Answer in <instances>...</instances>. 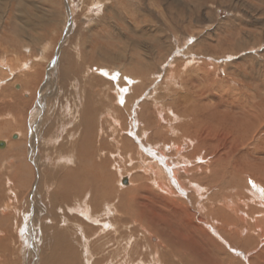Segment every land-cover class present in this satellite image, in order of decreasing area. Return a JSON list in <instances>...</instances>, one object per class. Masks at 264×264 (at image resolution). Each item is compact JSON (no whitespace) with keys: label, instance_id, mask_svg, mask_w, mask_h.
Here are the masks:
<instances>
[{"label":"rangeland","instance_id":"rangeland-1","mask_svg":"<svg viewBox=\"0 0 264 264\" xmlns=\"http://www.w3.org/2000/svg\"><path fill=\"white\" fill-rule=\"evenodd\" d=\"M38 1L0 0V141L7 143L0 149V254L1 248L10 251L8 264H44L54 245V232L45 227L52 224L74 232L81 226L92 238L101 227L90 214L115 224L123 199L145 183L161 194L174 192L199 216L210 209L213 218L264 209V198L250 199L251 188L240 189L238 181L242 172H252L264 185V119L258 146L236 143L233 122L241 110L219 106L243 96L264 110V0H58L64 3L62 24L56 10L51 19L59 26L45 25L40 15L48 11ZM7 102L12 112L4 108ZM88 119L94 146L103 148L111 167L103 179L112 190L106 198L91 193L96 184L91 179L86 190L65 196L62 191L67 173L80 169L78 146ZM18 139L22 146L11 144ZM201 140L208 146H200ZM63 142L68 146L62 152ZM217 156L222 159L210 166ZM125 178L128 185L122 184ZM111 203L118 212L109 219ZM106 233L92 243L117 238L113 230ZM148 234L141 229L134 234L142 252ZM121 241L117 246L125 247ZM225 246L243 264L254 247Z\"/></svg>","mask_w":264,"mask_h":264},{"label":"bare ground","instance_id":"bare-ground-1","mask_svg":"<svg viewBox=\"0 0 264 264\" xmlns=\"http://www.w3.org/2000/svg\"><path fill=\"white\" fill-rule=\"evenodd\" d=\"M101 70L105 75H108L109 77H113V75H114L113 74L114 72L111 73L105 69H101ZM130 78L129 77L127 78L128 83H131L133 81ZM120 91L124 92V87H120ZM187 93H188V91H187ZM197 93H199V92H197ZM119 96H120V93H119ZM124 97L125 98H123V99L125 100V103H126L128 101L127 99L129 97V95L126 93V96H124ZM242 97L238 99L239 100V101H237L238 103L233 102L234 104L233 103L229 104L228 101L226 100L224 103L222 102L223 104L221 103L222 105L219 104V106L220 107L224 106L227 109L229 106V108L232 109L233 111H235L237 109L241 110L242 114L240 115V117L242 119L240 117L239 118L235 117V121L233 122L235 129L239 130L236 132L235 135L232 132V134L235 137L234 140L237 141L236 143L240 142V143L244 144V142L247 143V142L251 141V142H254L253 143L254 145L258 146L257 144L260 143L259 137L262 135L260 133H257V131L260 128H263L262 127V119H264V110H260V106L257 104V102L255 104L253 101H251V102H249V100L246 101L245 98H242ZM256 97H254V98H256ZM15 103H17V102H15ZM21 105H22V103H21ZM14 106H15V104H14ZM22 107L24 108L25 105ZM4 108H7L8 110L12 109L11 103L7 102L6 106ZM211 108H213V107H211ZM230 109H229V111H230ZM10 111L12 112V110H10ZM84 112H85L84 113L85 117L89 116V112H90L89 110H85ZM192 115L195 116V114H192ZM243 119L244 120L247 119L246 122H244ZM147 124L149 125L150 123H147ZM191 125H192V123H191ZM197 126H199V124H197ZM84 127L86 129V130H84L85 135L82 138V142L78 146L79 150H78V155H77L78 159H80V161H81L80 169L75 170L73 173H67V175H66L67 183H65L64 188L63 189L61 188V189L63 192L66 191L64 196L70 195V194H72V192L77 193L83 189L86 190L90 186H92L93 184L91 185L89 183L90 179H91V180L96 182V184L94 186H92L94 188H92L91 193L93 195H96V196L98 194L99 196L97 197V199L102 195H103V198L104 197L106 198L108 195H112V190H111L110 185L107 184V182H106V184H104V181H103L104 177L107 175L106 174L107 173L106 172L107 167H110V166H108V160L105 157H103V156H105L106 152L104 150H102L103 148L96 147L97 148L96 149L94 146V142L96 140L95 139L96 134L94 132V125L91 124L90 119L86 120V124ZM204 128H205V130L207 129L205 126H204ZM253 128H255V131L253 130ZM195 129L197 130V128H195ZM198 129H200V126ZM196 130H194V131H196ZM202 130L204 131V129H202ZM184 132H186V131H184ZM207 136H205V137H207ZM198 137H203V136H202V134L199 133ZM19 140H21V139H18L15 142L12 141L11 144L13 143L14 145H16V147L22 146L21 145L22 141H19ZM126 143H128L127 140H126ZM255 143H257V144H255ZM11 144H10V147L12 146ZM199 144L202 147L208 146V144L205 142H202V140L199 141ZM6 146H7V143H6ZM67 146H68V143L63 142V143H61V147L59 149L63 152L65 150H67ZM236 146H237V144H236ZM11 148L14 149L15 147H11ZM260 151H262V150H260ZM14 154H15V152H14ZM238 154H240V153H238ZM162 155H163V153H162ZM222 156H217L216 162H212V160H213L212 159L210 166L213 167L214 163L219 162L220 158L222 159ZM18 157L21 158L22 156L18 155ZM97 157L98 158L103 157V158H101V160H97ZM237 158L239 159V157H237ZM237 162L239 163V160ZM235 164H237V163H235ZM110 165H111V163H110ZM238 165H236V166H238ZM239 168H237V169L239 170ZM159 171H161V170H159ZM176 171H177L176 169L173 170L172 178H173V180H175V182L178 183V180H179V179H177L178 178V172H176ZM216 173H217V171L216 172L212 171L211 176H213V177H215L217 175L219 176V174H216ZM251 173L252 172H247L244 174L242 172L243 177H244V175H246V176L244 178L238 177L239 178L238 181H240L239 184L242 185V187L238 185V188L241 187L240 189H242V190H243V188L246 189V187H247V189L251 188V190L254 194H252V192L249 194L251 196L250 199H257V198L263 199L264 198V185H262L259 182H256L255 179L253 180L252 178L255 176H253ZM159 174L161 175V173H159ZM232 174H235V173H232ZM236 175H237V173H236ZM63 177H65V176H63ZM246 178L248 179V180H246L247 182L245 181ZM66 180H63V181H66ZM123 181H124V179L122 180L123 185L129 184L128 182L124 183ZM232 181H234V180H232ZM236 181H237V179H236ZM232 183H231V185H233L235 187L234 184H236L237 182L234 184H232ZM245 183L247 184V186L245 185ZM145 184H142L141 186L134 188V190H131L130 194L128 192V194H129V200L128 201L126 199H123V201H122L123 203L120 202L122 204V206L120 208L124 209L123 210L124 212L121 210L123 213L120 214L121 216H119L118 218H115V222H116L115 224H113L112 221H109L108 219H107L108 221L99 220L97 218L98 216L96 217L93 214H90L92 219L95 218L94 220H97V222L93 223V224L101 227L100 230L96 234L91 236L92 238L87 236L88 233L86 234L84 228L81 227L80 225H79L80 229L78 228L76 232H74L73 230H70V229H62L61 230L60 228L55 226L56 224H52L51 229L49 227H45V229H47L48 231L53 230L52 232H54V233H50V232L49 233L52 234V238L50 239V241L54 245H53V250H50V252L51 251L52 252L50 254L48 253L46 255V257L44 256L45 257V258H43L44 264H53V263H55V264L61 263L62 264V262H63V264H81L82 262H83V264H92V260L95 264H139V263L145 264L147 262L152 261V259H156L158 264H228V263L229 264H243V263L236 262V260L233 261V258L228 255V251L226 248L227 246H225L227 243L232 244L234 246L238 244L241 248H244V249L249 248L250 246L251 247L254 246L251 249H249L247 252V255L244 256L245 262H246L245 264H264V241H263V239H264V209H262V208L253 209L252 208L250 213H246V212L243 213L242 212V215H241L240 214L241 212H237V213L233 212L234 216L232 214H230L229 216L226 214H223V215L219 216V218L218 217L213 218L211 216V212H213V211H211V209H210V211L208 210V212L204 213V215L199 216V214L197 215L196 213H194L193 210L190 207H188L186 203L183 202V200H181L179 197H177V194H175L176 196H172L174 192L171 193L172 194L171 196H168L165 194H161L159 191L155 192L151 186L148 185V187H146ZM181 185H182V183H181ZM197 187H199V186H197ZM143 190H145V191L147 190L146 193H143L142 192ZM62 191H60L59 193H63ZM168 191H170V190H168ZM84 193H85V191H84ZM117 195H118V193H117ZM74 198H72V200ZM246 198H247V196H246ZM111 199L114 200V198H111ZM53 200H55V199H53ZM61 201H62V199H61ZM76 201H78V200H76ZM119 201H121V200H119ZM242 201L244 203L245 198L240 200V203H242ZM56 204H57V202H56ZM229 204H230V202H229ZM96 205H97V202L95 203L93 209L95 208ZM111 205H112V203H111ZM231 205H232V202H231ZM262 205L264 206V203ZM92 206H90L88 208H91ZM59 207L60 206H58V208ZM61 207H62V205H61ZM207 207H209V206H206V208ZM114 208L116 209V212H115ZM204 208H205V206H204ZM112 209H113V213L108 211V214H107V212H106V214L109 216V219L111 216H115L116 213L118 212L117 211L118 207H116L114 204L112 205ZM221 210L219 209V210H217V212H219V214H222V213H220ZM231 210H233V209H231ZM91 211H92V209H91ZM222 211L224 212V210H222ZM68 212H69V209H68ZM238 214H240V216L236 217L235 215H238ZM50 218H51V216H50ZM64 221H62V222H64ZM218 221L220 222V224L218 223ZM209 222H215L214 223L215 228L212 225H209ZM239 223H241V226H239ZM115 225H119V229H117L118 227H116ZM16 226H18V222H17ZM46 226H48V225H46ZM139 229L145 230L146 233H147V230L149 232V234H148L149 237L147 238L146 237L147 235L145 236V238H147L146 242L148 244L147 245V247H148L147 251H145V252L141 251V246H140L141 243L137 242V240H136L137 238L134 235L137 233V231ZM110 230L115 231L117 238L112 239L109 237L107 240H105L103 242H101L102 241L101 240L100 241L101 243L97 240V242H98L97 245L95 243H92L93 239H95V238L99 239L100 234H103L106 232L108 233V231H110ZM110 233H112V232H110ZM141 233H142V231H141ZM74 234H76V235H74ZM138 234L140 235V232ZM138 234H137V236H138ZM111 236H112V234H111ZM155 236H157V237H155ZM121 240L126 241L125 247L124 246H117V244L122 243ZM140 240H142V239H140ZM52 243H50L51 246H52ZM78 245H79V247H78ZM106 245H111V249L108 250V247H106ZM123 245H124V243H123ZM89 246H91V248H90L91 252L88 249ZM49 248H52V247L49 246ZM75 248H77L78 250H79V248H81V253L78 250H77L78 253L76 251H74ZM1 250H2V253L0 254V264H2V263L8 264L10 261L12 262V257H11L10 251H4L3 248H1ZM61 250H65V252H62ZM69 251H71V252H69ZM83 251H85V252L82 254ZM66 252H67V254H66ZM63 255H65V257ZM80 256H82V260H83L82 262H81ZM149 256L152 257L151 260L147 259V257H149ZM228 257H229L230 262H228ZM132 260H134V261H132ZM150 264H157V263L155 262V263H150Z\"/></svg>","mask_w":264,"mask_h":264},{"label":"crops","instance_id":"crops-1","mask_svg":"<svg viewBox=\"0 0 264 264\" xmlns=\"http://www.w3.org/2000/svg\"><path fill=\"white\" fill-rule=\"evenodd\" d=\"M34 3L36 4V2H34ZM37 3L40 5V10L48 11V14H47V12L43 13V15L39 14L41 19L46 22L45 25H48L50 23L52 25H58L59 26L60 24H56L57 20H60L61 24H62V20H63V9H62V7H63L64 3H61V1L59 3L58 0H54V1H52V0H39ZM7 8L10 9L9 7H7ZM16 8L20 9V7H16ZM25 9H26V7H25ZM35 10H36V8H35ZM55 10L59 14V18L56 21L54 19H51V16L54 15L53 11H55ZM35 18H34V21H33L32 24H33L34 27H37V24L39 22L36 23V19ZM39 26H41V24Z\"/></svg>","mask_w":264,"mask_h":264},{"label":"water","instance_id":"water-1","mask_svg":"<svg viewBox=\"0 0 264 264\" xmlns=\"http://www.w3.org/2000/svg\"><path fill=\"white\" fill-rule=\"evenodd\" d=\"M14 138H17V136L15 135ZM5 147H6V143L3 142V141H0V149H3V148H5ZM123 182H124V183H127L128 180L125 178Z\"/></svg>","mask_w":264,"mask_h":264},{"label":"snow or ice","instance_id":"snow-or-ice-1","mask_svg":"<svg viewBox=\"0 0 264 264\" xmlns=\"http://www.w3.org/2000/svg\"><path fill=\"white\" fill-rule=\"evenodd\" d=\"M123 102V101H122Z\"/></svg>","mask_w":264,"mask_h":264}]
</instances>
